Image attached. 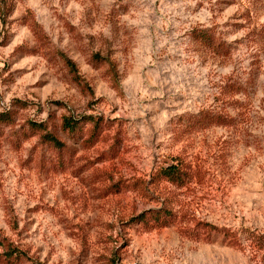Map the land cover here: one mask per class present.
<instances>
[{"label":"rangeland","instance_id":"1","mask_svg":"<svg viewBox=\"0 0 264 264\" xmlns=\"http://www.w3.org/2000/svg\"><path fill=\"white\" fill-rule=\"evenodd\" d=\"M0 264H264V0H0Z\"/></svg>","mask_w":264,"mask_h":264},{"label":"trees","instance_id":"2","mask_svg":"<svg viewBox=\"0 0 264 264\" xmlns=\"http://www.w3.org/2000/svg\"><path fill=\"white\" fill-rule=\"evenodd\" d=\"M203 39L208 40L210 42V38L207 37H203ZM68 63H70L68 61ZM72 65V64H71ZM81 122L72 119V118H66L63 121V129L67 132H74L75 130H77L78 128H80V124ZM32 126L37 129L38 131H41L43 133V139H45V141H47L48 143H50L52 146H54L56 149L61 150L63 149V144L61 142H59L54 136H52L51 134H49L47 132V130H45L43 125H36V124H32ZM178 169H176L175 167H169L166 170H164L162 173L164 175V177H167L169 179H172L171 181H173L174 177L177 178L178 177ZM176 180V179H175ZM9 250H11L12 248L9 247ZM14 250H11L10 253H14Z\"/></svg>","mask_w":264,"mask_h":264}]
</instances>
